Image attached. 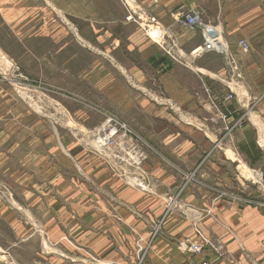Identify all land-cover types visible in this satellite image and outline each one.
<instances>
[{"label":"rangeland","instance_id":"obj_1","mask_svg":"<svg viewBox=\"0 0 264 264\" xmlns=\"http://www.w3.org/2000/svg\"><path fill=\"white\" fill-rule=\"evenodd\" d=\"M118 1L123 12L114 0V16L121 15L140 28L147 40L176 63L196 68L204 60L213 70L223 64V54L193 60L192 52L199 47L187 51L180 45L176 35L182 30L176 25L186 26L174 16L196 11L203 22L220 24L223 38L226 34L238 41L240 58L230 59L237 82L256 80L255 68L249 67L252 63L264 68V0H175L172 10L164 12L172 20L167 25L157 12L159 5L173 0ZM58 7L66 10L58 11ZM91 15L89 0H0V264L137 262L144 240L136 230H119L113 235L115 225L108 224L106 212L91 217L99 211L97 206L106 205L91 201L96 177L109 175L128 187L150 190L142 151L156 147L167 151V158L178 161L179 166L193 164L194 171L176 173L179 181L202 179L196 161L201 150L209 147L199 134L207 119L199 116L196 123L186 122L189 109H177L171 99L172 86L147 67L140 83L137 77L119 75V70H113V83L104 78L106 72L101 78H89L88 54L95 51V45L91 48L89 44L90 37H95ZM154 27L162 35L153 34ZM112 30L120 32V27ZM239 41L247 43L246 50ZM125 46L119 44L116 51H125ZM104 48L105 44L98 45L99 52ZM132 54L137 60V53ZM254 93L243 97L241 107L236 108L238 119L230 124L226 122L229 113L217 105L218 99L202 96L211 101L214 116L221 117L224 128L221 164L225 170L220 174L227 183L218 189L227 201L241 194L232 182L237 175L232 162L235 151L222 140L235 126L256 115L264 93ZM234 99L233 90L221 98L226 102ZM204 110L199 115L209 116ZM180 114L182 122L169 120ZM213 119L212 115L209 120ZM115 122L125 124L127 130ZM193 124L195 132L187 128ZM113 128L117 130L111 134ZM190 136L196 139L199 152L192 159L183 157L186 162L181 163L180 157L168 153L185 147ZM94 137L103 150L90 143ZM80 150L82 156L74 157ZM252 189L246 184L247 191ZM132 193L137 196L136 191ZM155 224L149 227L158 228L159 223Z\"/></svg>","mask_w":264,"mask_h":264},{"label":"crops","instance_id":"obj_2","mask_svg":"<svg viewBox=\"0 0 264 264\" xmlns=\"http://www.w3.org/2000/svg\"><path fill=\"white\" fill-rule=\"evenodd\" d=\"M115 1L123 12L121 3ZM174 1L163 7L159 5L157 13L166 25L172 20L165 13L177 4ZM113 3L114 0H89V11L92 13L90 29L95 31V37L91 36L89 40L91 48L95 45V51L87 53V66L91 74L89 78H101L105 75L104 78L109 77L110 83H113V70H119V75L137 77L140 83L144 81L146 67L160 74V79L172 86L171 99L175 107L189 109L186 120L196 123L199 116L207 119L206 125L205 122L202 123L206 129L199 134L209 147L205 151L201 150L196 161L197 171L202 173L200 180L187 178L179 181L176 174L183 173L184 170H195L192 163L188 166V162L183 159H192L194 155H198L199 149L195 146L198 144L193 136L186 139L185 147L179 150L170 149L168 153L175 155L178 160L180 157L181 163L186 162L180 166L178 161L167 158V151L161 148L153 147L149 151H142L147 159L144 160L142 168L149 176L147 181L151 183L147 184L150 190L145 187H128L117 178H109V175L102 176L101 179L96 177L90 191L91 201L106 205L100 209L97 206L96 209L100 212H93L91 217H99L106 212L108 224L111 222L115 225L110 234L116 235L119 230L132 229L143 238L141 259L139 257L137 262L130 260L129 264H196L201 259H210L215 264H264V100L258 106V111L254 112L256 115L235 126L232 132L227 133V138L222 140L223 144L227 140L235 151L233 154L236 158L232 162H235L237 175L232 182L241 194L233 201H227L218 189L227 183L226 177H221L220 174L225 170V166L221 164V130L224 128L221 117L214 116L211 101L202 98L206 95L217 98V105L229 113L226 122L233 123L238 119L236 108L241 107L243 97L248 93H264V68L256 62L252 63L249 67L255 68L256 80L237 82L236 71L232 69L230 59L240 58L238 41L228 38L226 34L223 38L221 25L206 20L204 23L218 32L222 48L218 51L206 50L193 60L209 59L210 56L223 54V64L213 70L204 60L197 62L196 68L176 63L158 45L147 40L140 28L126 21L121 15L116 18L112 9ZM192 7L196 6L192 4ZM191 9L194 8L189 10ZM57 10L66 9L58 7ZM176 26L182 30L176 36L185 50L191 51L203 46L204 39L198 28ZM114 27H120V32L113 31ZM198 37L202 38L201 41ZM101 44H105V48L99 52L98 45ZM119 44H126L125 51H116ZM132 52L137 53L138 62L133 58ZM139 61L142 66H139ZM103 72L106 73L103 75ZM88 81L91 85V81ZM232 90L235 96L233 101L221 100L225 92ZM130 106L132 108V104ZM204 109L208 111L205 112ZM203 110L209 116L199 115ZM212 115L214 119L209 120ZM183 118L180 114L178 120L172 117L169 120L178 124ZM195 127L197 126L193 124L187 128L195 132ZM73 156L80 158L82 151H75ZM168 166L170 170L167 169ZM248 172L254 176L252 179L248 178ZM246 184L253 189L247 191ZM133 191L137 192V196H131ZM152 223H159L157 230L149 227ZM152 228L153 233L156 231L154 237L151 235ZM197 228L209 240L201 254L191 253L183 246L187 239H197ZM147 241L149 242L146 244ZM106 262L116 263L111 260Z\"/></svg>","mask_w":264,"mask_h":264},{"label":"built area","instance_id":"obj_3","mask_svg":"<svg viewBox=\"0 0 264 264\" xmlns=\"http://www.w3.org/2000/svg\"><path fill=\"white\" fill-rule=\"evenodd\" d=\"M176 21L179 23H182L184 26L190 27V28H198L203 36L204 39V44L203 46L196 48L193 50L192 54L193 56L197 57L203 54L204 51L206 50H216L215 48V43L218 40L219 34L218 35H213L210 32H206L203 25L205 24L201 17L200 13L196 11H190L189 13H186L184 15L180 16H174ZM149 28V27H148ZM150 29V28H149ZM207 34H206V33ZM153 34L155 33L156 35L160 36L162 35L161 31L157 28H153ZM239 45L243 48V50H246L248 45L244 41H239ZM113 119V118H112ZM112 119H109L108 122L110 123ZM114 120V119H113ZM116 121V120H114ZM121 129L127 130V127L125 124H121L119 122H115ZM116 128H113L110 133L116 132ZM197 233V239L194 241H190L187 239L184 243L183 246L185 249H187L189 252L194 253V254H201L203 252L204 247L209 244V240L201 233V231L197 228L196 229ZM196 264H215L212 260L210 259H201L198 261Z\"/></svg>","mask_w":264,"mask_h":264},{"label":"bare ground","instance_id":"obj_4","mask_svg":"<svg viewBox=\"0 0 264 264\" xmlns=\"http://www.w3.org/2000/svg\"><path fill=\"white\" fill-rule=\"evenodd\" d=\"M204 29H205L206 32H209V31H211L212 28H210V27L207 26V28L204 27ZM206 32H205V33H206ZM206 34H207V33H206ZM214 43H215V48H216L217 50H221L222 45H221V42H220L219 37H218V40H217L216 42H214ZM98 137H99V136H98ZM90 143H91L94 147H97V148H99L100 150H103V144H101V141H99V139H98L97 137L92 138L91 141H90Z\"/></svg>","mask_w":264,"mask_h":264},{"label":"water","instance_id":"obj_5","mask_svg":"<svg viewBox=\"0 0 264 264\" xmlns=\"http://www.w3.org/2000/svg\"><path fill=\"white\" fill-rule=\"evenodd\" d=\"M203 27L207 28V24H204ZM210 33H212L213 35H218V32L214 29H211V31H209Z\"/></svg>","mask_w":264,"mask_h":264}]
</instances>
